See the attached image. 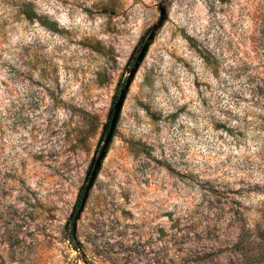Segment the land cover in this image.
I'll use <instances>...</instances> for the list:
<instances>
[{
    "label": "rangeland",
    "instance_id": "obj_1",
    "mask_svg": "<svg viewBox=\"0 0 264 264\" xmlns=\"http://www.w3.org/2000/svg\"><path fill=\"white\" fill-rule=\"evenodd\" d=\"M240 213L263 227L264 0H0V264H264Z\"/></svg>",
    "mask_w": 264,
    "mask_h": 264
},
{
    "label": "trees",
    "instance_id": "obj_2",
    "mask_svg": "<svg viewBox=\"0 0 264 264\" xmlns=\"http://www.w3.org/2000/svg\"><path fill=\"white\" fill-rule=\"evenodd\" d=\"M82 195L83 194L79 195V205L81 203ZM231 220L236 223L238 229V235L236 236L235 241H233L232 246L234 247V251L240 253V255L236 257L238 263H242V261L246 260L248 256L251 257L257 254L258 250L251 251L249 247L258 245L257 239L263 238L260 231L262 232L264 225L263 227L258 225H256L257 227L252 226L244 213H240L236 218H231Z\"/></svg>",
    "mask_w": 264,
    "mask_h": 264
},
{
    "label": "water",
    "instance_id": "obj_3",
    "mask_svg": "<svg viewBox=\"0 0 264 264\" xmlns=\"http://www.w3.org/2000/svg\"><path fill=\"white\" fill-rule=\"evenodd\" d=\"M146 51H147V46L145 45L142 48V50L138 56V62L135 63V68L132 70V75L135 73L136 69L139 67V61L145 57ZM130 83H131V80L129 79V81L127 82V84L125 86L126 89L129 88ZM125 97H126V92H125V90H123L121 92V94L119 95L117 101L115 102L114 106H113L112 115H111V119H110V123H109V129H108L107 135L105 137L104 144H103L102 150L99 154V157L95 161V168L89 173L90 174L89 183L86 186V192L83 193L78 213L84 204V199L87 196V191L92 186V184H93V182L97 176V169L101 166V162L105 156V153L107 152L110 141L113 138V135H114L115 130L117 128L118 120H119L121 113H122V110H123ZM73 230L74 231L76 230L75 224L73 226Z\"/></svg>",
    "mask_w": 264,
    "mask_h": 264
}]
</instances>
